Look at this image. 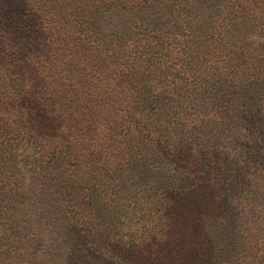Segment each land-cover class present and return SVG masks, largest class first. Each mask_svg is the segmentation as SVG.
I'll return each instance as SVG.
<instances>
[{"label":"trees","instance_id":"16d2710c","mask_svg":"<svg viewBox=\"0 0 264 264\" xmlns=\"http://www.w3.org/2000/svg\"><path fill=\"white\" fill-rule=\"evenodd\" d=\"M0 264H264V0H0Z\"/></svg>","mask_w":264,"mask_h":264}]
</instances>
